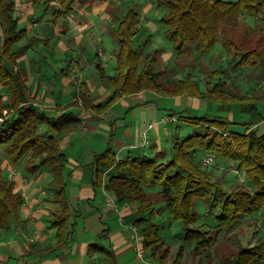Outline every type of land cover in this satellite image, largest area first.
<instances>
[{
  "label": "trees",
  "instance_id": "trees-1",
  "mask_svg": "<svg viewBox=\"0 0 264 264\" xmlns=\"http://www.w3.org/2000/svg\"><path fill=\"white\" fill-rule=\"evenodd\" d=\"M31 1L38 4L50 0ZM93 1L96 0H57L58 7L54 10V16L69 14L74 10L75 2L89 4ZM104 1L108 2L118 22L112 32L119 43L116 54L118 67L117 73L109 74L103 59L97 54L100 77L110 84L113 92L104 104H95L90 98V92L84 91V100L93 110L105 112L124 96L152 91L178 97L213 99L222 102L223 107L237 103L241 112L249 115V120L243 123L246 126L244 131L235 129L234 126L239 122L230 117L182 115L180 120L189 122L193 131L185 137L172 138L170 159L162 161L156 157L132 154L119 158L108 145L95 155L92 166V184L95 188L103 187L114 194L119 203H138L136 213L129 223L140 229L146 251L151 250L156 260L165 263L171 252V247L160 234V225L152 221L156 211L155 201L146 191L148 187L160 185L165 208L185 227L184 239L195 244L201 263L208 260L212 264L217 234L224 231L227 235H233L242 225L244 216H253L264 208V132H260L258 126L252 127L264 121L260 107L264 104V95H244L235 90L231 79H220L214 88L207 85L205 91H202L199 80L191 77L166 81L165 70H156L158 50L145 61L144 52L136 48L139 12L130 9L126 15L118 17L117 9L121 0ZM157 3L167 8L162 22L177 52L183 53L189 47L200 54H206L222 37L228 52L233 48L241 49L234 55L236 61L231 69L261 68L262 76L259 80H264V32L256 46L246 50L239 48L231 37V33L241 26L244 15L261 19L264 17V0H157ZM15 7V0H0V85L11 93L8 102L4 94L0 93V119L4 118L0 120V233L22 222L20 208L25 201L24 195L15 189L14 181L3 175L4 154L11 163H18L30 154L29 162L33 170L49 168L53 176L51 186L64 205L61 214L53 221V225L58 227L59 245L52 249H42L40 254L44 256L47 252L66 248L74 233L75 224L70 220L71 205L66 192L68 181L64 178L68 156L61 144L63 134L74 128L80 119L71 110L60 115H50L35 103L25 74L20 68H15L18 65L15 46L28 34L26 28L19 27ZM247 35L248 30H244L243 37ZM43 125L52 131L50 135L40 131ZM111 134L113 136V132ZM198 151L236 162L246 172L251 187L238 184L226 190L216 174L197 161ZM199 200L206 202L208 213L217 220L219 231L216 234L206 228L205 223L199 224ZM108 230H102L100 240L89 245L88 253L91 256L101 251L109 257L110 264H120L112 245L101 242L108 238ZM182 254L183 249L173 264L182 263ZM219 264H264V243L240 246Z\"/></svg>",
  "mask_w": 264,
  "mask_h": 264
},
{
  "label": "rangeland",
  "instance_id": "rangeland-1",
  "mask_svg": "<svg viewBox=\"0 0 264 264\" xmlns=\"http://www.w3.org/2000/svg\"><path fill=\"white\" fill-rule=\"evenodd\" d=\"M46 4L41 5L39 9L41 15L37 19L38 25L32 28L37 34L36 37L29 39L25 36L16 44L18 57L24 52H32V57L37 60L29 61L25 59L18 62L24 72L26 70L27 74H32L31 79L35 77L39 82L42 79L47 80L52 85L51 87L54 86L55 88L59 85L57 82L61 84L66 80L67 75L73 74L71 96L76 97L79 94L78 88L81 89V94L83 93L84 83H93L95 77L101 80L97 71V58H95L97 53L103 58L107 72L111 75L117 73L116 54L119 43L115 41L111 30L118 25V22L108 15L102 4L92 8H82L78 2H75L74 5L80 11L77 10L72 15L62 17L60 19L61 23L57 24L58 26L52 23V17L50 16L52 11L44 7ZM130 9L137 10L140 15V22L137 26L139 33L136 39V48L144 52L145 61L158 50L159 60L156 64V70H165L166 81L173 78L186 79V77H191L199 80L202 91H205L207 85L214 88V85L220 79H231L236 87L235 90L244 95H259L264 92V83L262 84V81L259 80L262 76L261 68L231 69L236 61L234 55L237 54V51L239 53L241 49L233 48L231 52H228L223 45L222 37H219L215 46L206 54H200L194 48L189 47L183 53H179L175 50L173 42L169 40L167 28L162 22V18L167 13L166 7L158 5L157 0H121V5L117 9V16L126 15ZM74 23L77 24L76 27L69 32V27ZM244 30H248L246 38L243 37ZM263 32L264 17L261 19L244 15L241 26L231 33V37L235 39L239 48L246 50L256 46ZM21 43L23 45L19 48ZM70 65H73V68ZM215 71L217 73L213 74ZM30 87L33 93L39 92L38 83L36 85L31 83ZM5 92L7 90L1 87L0 93ZM143 96L144 99L154 102L155 110H159L160 119H169L159 126L163 150L167 153L163 159L166 160L172 156V138L174 136L185 137L193 131V127L189 122L180 120L182 115L202 116L211 114L212 116L230 117L239 122L234 126L239 131L246 129L243 123L249 120V115L241 112L240 105L237 103L232 104L230 107H223L222 102L213 99L207 100L200 97L189 99L190 96L178 98V96L164 95L152 91H147ZM143 98L129 95L126 102L128 105L133 106L132 103L137 101L144 102ZM8 100L6 101L8 102ZM61 102L59 101V103ZM122 104L123 101H118L109 110L119 111ZM118 113H116L115 118L119 116ZM258 129L260 132H264V122L260 124ZM209 154L213 153L198 151L196 153L197 161L204 165L203 161ZM213 155L215 156L214 162L204 166H207L216 174L226 190H230L238 184L251 185L246 172L240 169L236 162L229 158ZM160 190V185L146 188L149 196L155 201L154 208L156 211L152 215V221L160 225V234L164 236L166 244L171 247L168 261L161 263L156 260L152 256L151 250H147L145 259L141 260L137 257L136 251L132 249L126 258L125 264H146L145 261L152 264H173L182 249L181 264H209L208 260L201 263V257L196 252L195 244L184 239L185 227L181 221L174 219L165 208V201L161 197ZM103 193L102 207L104 211L101 208L97 213L95 209H87L82 206L88 214V219L85 222L90 225L93 223L102 228L104 227L103 220H105L107 223L105 226L110 227L112 233L122 230L127 237L130 238L131 235L132 241L135 242L134 229L141 231L138 227L129 223V220L135 215L138 203L130 201L119 203L111 192L104 190ZM110 197L115 198L117 208L109 204L108 199ZM127 202H130V205L124 207ZM124 209V214H121ZM197 209L201 214L199 224L205 223L206 228H210L216 234L219 231L218 222L212 214L208 213L206 202L199 200ZM97 215L100 219L97 218ZM217 235L218 240L214 248L212 264H219L225 256L233 253L240 246H254L259 242L264 243V208L253 216H244L242 225L233 235H227L224 231ZM95 238L94 235L93 239Z\"/></svg>",
  "mask_w": 264,
  "mask_h": 264
},
{
  "label": "crops",
  "instance_id": "crops-1",
  "mask_svg": "<svg viewBox=\"0 0 264 264\" xmlns=\"http://www.w3.org/2000/svg\"><path fill=\"white\" fill-rule=\"evenodd\" d=\"M15 2V16L19 20V27L27 29V37L29 39L36 37L37 34L32 28L38 25L37 19L41 15L39 9L46 2L38 4H34L31 0H15ZM57 4V0H50L44 6L46 9H51V21L56 26L61 23L60 19L62 17L72 15L78 10L77 6L73 5L74 10L72 12L55 17L54 10L58 7ZM98 4H102L103 9L115 20L107 1L96 0L89 4L79 5L82 8H92ZM76 25L75 23L71 24L69 32ZM1 40L2 28L0 26V42ZM115 41L117 42L116 39ZM19 45L20 48L23 44ZM15 50L18 51L17 46H15ZM25 59L37 61L36 58L32 57V52H24L17 58L18 65L15 68H20L23 71L29 87L31 83L32 85L39 84V92L36 94L31 89L35 103L47 110L51 115H60L62 112L71 110L80 119V122L74 128L63 134L61 144L62 150L68 156L64 178L68 181L66 192L71 205L70 220L75 225L71 242L66 248L50 251L42 256L40 254L42 249H52L59 245L57 237L58 227L53 225V221L61 214L64 205L58 200L57 191L51 186L53 176L48 167L35 171L29 162L30 154L26 155L18 163L9 162L4 154L2 163L3 175L14 181L15 189L24 195L25 201L20 208L22 222L15 223L10 230L0 233V264H110L109 257L101 253V251L91 256L88 253L89 245L92 242L99 241L102 230L107 228L109 229L108 238H104L101 242L106 245L111 244L116 251L120 264H125L130 251L132 249L135 250L132 236L130 235V238L127 237L122 230L112 233L111 228L105 226L107 225L105 220H103L104 227L102 228L93 223L90 225L85 222L88 219L85 208L95 209L97 213L101 208L104 211L102 202L104 201L103 192L105 189L95 188L92 184L94 158L97 153L102 152L110 145L119 158L132 154L134 156L156 157L162 159V161L166 160L163 159L167 153L163 150L159 130V126L162 123L160 121L163 118L160 119L159 110H155L154 102L143 98L147 91L130 95L142 97L145 100L144 102L137 101L132 103L133 106H130L126 102L128 96H124L120 99V101H123L121 109H119L120 112H113V109L97 112L86 104L83 93L84 91L90 92V98L95 104H104L113 92L108 82L101 77V80L95 77L93 83H84L82 94L80 92L81 89L78 88L79 94L76 97H72L73 74L67 75L65 81L61 84L57 82L59 85L52 88V85L47 80L42 79L39 82L35 77L31 79L32 74H27L26 70V73L24 72L18 62ZM70 67L73 68V65H70ZM263 83L264 80L262 81ZM2 94H4L5 100L11 97L8 92ZM259 95H264V92ZM194 98L198 99L191 96L189 99ZM59 101L62 102L59 103ZM152 105L154 106L150 107ZM260 107L264 113V104H261ZM116 113L119 114L117 118H115ZM151 124L155 125L150 127ZM260 124L252 125V127L256 128L258 126L259 128ZM40 131L47 136L52 133L46 125L40 126ZM112 132L113 136H111ZM167 135L169 134L167 133ZM129 203H125L124 207H128ZM124 212L125 209L123 212L121 211V214H124ZM97 218L100 219L99 215H97ZM94 235L95 239H93Z\"/></svg>",
  "mask_w": 264,
  "mask_h": 264
},
{
  "label": "built area",
  "instance_id": "built-area-1",
  "mask_svg": "<svg viewBox=\"0 0 264 264\" xmlns=\"http://www.w3.org/2000/svg\"><path fill=\"white\" fill-rule=\"evenodd\" d=\"M1 120H3V118H1ZM169 119L168 118H165V119H162V121L160 122H166L168 121ZM154 126V124H151L150 127ZM145 137H146V133H145ZM214 155L213 154H209L208 157H206V159L203 161V164L204 165H210L214 162ZM108 202L110 205H112L113 207L117 208V204H116V201H115V198L113 197H110L108 199ZM136 227V226H135ZM135 233L133 235L134 237V248H135V251L137 253V257L141 260H144L145 259V256H146V250H145V247H144V244H143V237L141 235V232L138 231V229H134ZM146 264H152L151 262L149 261H145Z\"/></svg>",
  "mask_w": 264,
  "mask_h": 264
}]
</instances>
